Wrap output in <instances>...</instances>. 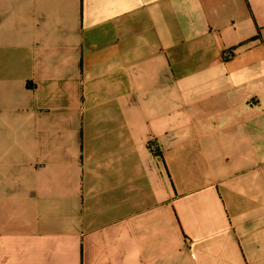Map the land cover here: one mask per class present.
I'll list each match as a JSON object with an SVG mask.
<instances>
[{"label":"crops","instance_id":"1","mask_svg":"<svg viewBox=\"0 0 264 264\" xmlns=\"http://www.w3.org/2000/svg\"><path fill=\"white\" fill-rule=\"evenodd\" d=\"M0 264H264V0H0Z\"/></svg>","mask_w":264,"mask_h":264},{"label":"built area","instance_id":"2","mask_svg":"<svg viewBox=\"0 0 264 264\" xmlns=\"http://www.w3.org/2000/svg\"><path fill=\"white\" fill-rule=\"evenodd\" d=\"M226 57H229L231 55V53L229 51H226L224 54ZM151 149H153V147L151 146Z\"/></svg>","mask_w":264,"mask_h":264}]
</instances>
